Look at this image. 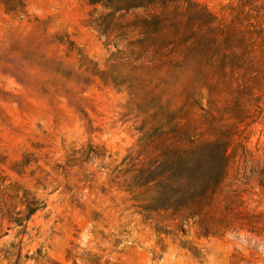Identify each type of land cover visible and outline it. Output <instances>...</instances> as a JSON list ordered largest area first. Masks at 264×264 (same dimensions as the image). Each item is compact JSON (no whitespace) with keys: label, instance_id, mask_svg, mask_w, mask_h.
<instances>
[{"label":"rangeland","instance_id":"1","mask_svg":"<svg viewBox=\"0 0 264 264\" xmlns=\"http://www.w3.org/2000/svg\"><path fill=\"white\" fill-rule=\"evenodd\" d=\"M192 1L216 41L143 55L100 7L0 3V264H264V0ZM217 147L213 195L143 210L142 168Z\"/></svg>","mask_w":264,"mask_h":264},{"label":"trees","instance_id":"2","mask_svg":"<svg viewBox=\"0 0 264 264\" xmlns=\"http://www.w3.org/2000/svg\"><path fill=\"white\" fill-rule=\"evenodd\" d=\"M80 1L94 8L100 7L107 12L102 18L98 17L92 21L93 27L98 32L108 37L116 26L127 29L124 35L134 34L138 37L133 45L142 55L160 53L161 50L171 46L181 47L183 50L196 48L200 46L203 38L215 42L218 34L222 33V28L216 25V17L192 0ZM0 3L9 13L21 12L25 8L24 0H0ZM129 18L132 20L125 25L115 23L116 20ZM204 29L206 33H202ZM220 149L221 147H217L206 153L209 156L206 164L201 161L202 154L198 149L173 153L167 160L169 166L162 175L165 185L161 187L156 182L155 176L158 166L152 164L142 168L137 176V190H142L139 196L144 198L143 210L184 211L191 205H199L202 200L213 195L224 178L227 166L225 155L221 154ZM156 199V205H151ZM33 212L34 210L27 204L24 218L9 216L8 221L21 226ZM14 249V246H10L6 256L14 255ZM16 255L20 257L19 252Z\"/></svg>","mask_w":264,"mask_h":264}]
</instances>
